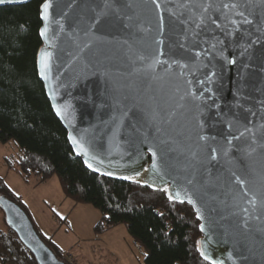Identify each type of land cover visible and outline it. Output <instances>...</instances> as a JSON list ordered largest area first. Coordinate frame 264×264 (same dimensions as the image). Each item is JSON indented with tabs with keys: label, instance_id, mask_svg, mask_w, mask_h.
<instances>
[{
	"label": "water",
	"instance_id": "1",
	"mask_svg": "<svg viewBox=\"0 0 264 264\" xmlns=\"http://www.w3.org/2000/svg\"><path fill=\"white\" fill-rule=\"evenodd\" d=\"M40 17L37 69L74 154L189 204L209 264H264V0H44ZM0 203L39 264H64Z\"/></svg>",
	"mask_w": 264,
	"mask_h": 264
},
{
	"label": "trees",
	"instance_id": "2",
	"mask_svg": "<svg viewBox=\"0 0 264 264\" xmlns=\"http://www.w3.org/2000/svg\"><path fill=\"white\" fill-rule=\"evenodd\" d=\"M43 1L0 6V141L13 140L19 149L15 159L6 158L8 166L25 180L34 178L36 185L56 176L65 198L100 210L97 233L126 224L145 251L142 264H209L200 257L199 220L189 204L170 201L164 191L98 175L74 154L37 69ZM1 197L18 204L29 216L2 176ZM0 207L3 210L1 203ZM4 221L0 264H39L5 214ZM40 238L60 261L69 264L64 252Z\"/></svg>",
	"mask_w": 264,
	"mask_h": 264
},
{
	"label": "rangeland",
	"instance_id": "3",
	"mask_svg": "<svg viewBox=\"0 0 264 264\" xmlns=\"http://www.w3.org/2000/svg\"><path fill=\"white\" fill-rule=\"evenodd\" d=\"M16 143L0 141V176L23 203L40 236L57 250L78 257L82 264H142L144 249L129 233L126 224L112 226L100 233L95 226L101 212L91 204H76L65 198L58 179L53 176L36 185L34 178L25 180L6 158L15 159ZM4 210L0 207V231L6 230ZM65 218L67 223H61ZM80 263V264H81Z\"/></svg>",
	"mask_w": 264,
	"mask_h": 264
},
{
	"label": "built area",
	"instance_id": "4",
	"mask_svg": "<svg viewBox=\"0 0 264 264\" xmlns=\"http://www.w3.org/2000/svg\"><path fill=\"white\" fill-rule=\"evenodd\" d=\"M66 260L69 264H78L77 260L72 254H66Z\"/></svg>",
	"mask_w": 264,
	"mask_h": 264
},
{
	"label": "snow or ice",
	"instance_id": "5",
	"mask_svg": "<svg viewBox=\"0 0 264 264\" xmlns=\"http://www.w3.org/2000/svg\"><path fill=\"white\" fill-rule=\"evenodd\" d=\"M3 2H4V0H0V3H3ZM47 9H48V5L45 4V5H44V10H45V12H47ZM202 139H203V137H202ZM205 258L207 259L206 256H205Z\"/></svg>",
	"mask_w": 264,
	"mask_h": 264
},
{
	"label": "crops",
	"instance_id": "6",
	"mask_svg": "<svg viewBox=\"0 0 264 264\" xmlns=\"http://www.w3.org/2000/svg\"><path fill=\"white\" fill-rule=\"evenodd\" d=\"M74 257L77 260L78 264H80L81 262L79 261L78 257H76V256H74ZM114 264H118V260L117 259L116 260L114 259Z\"/></svg>",
	"mask_w": 264,
	"mask_h": 264
}]
</instances>
